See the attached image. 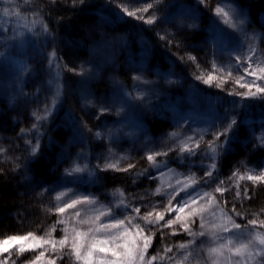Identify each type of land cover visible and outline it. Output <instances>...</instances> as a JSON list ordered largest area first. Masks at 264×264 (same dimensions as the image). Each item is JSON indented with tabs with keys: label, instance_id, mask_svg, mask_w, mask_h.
<instances>
[{
	"label": "trees",
	"instance_id": "trees-1",
	"mask_svg": "<svg viewBox=\"0 0 264 264\" xmlns=\"http://www.w3.org/2000/svg\"><path fill=\"white\" fill-rule=\"evenodd\" d=\"M13 2L18 5L17 11L23 19L17 23L16 16L13 15L12 23H0V27L8 28L7 32H0V52L5 53V56H11V60H5L0 56V148L6 150L0 152L1 240L17 232L21 233L23 228L25 231L31 229L40 233L45 227H49L51 238L58 241L63 238L65 234L63 229L66 226L71 227L82 217L87 218L96 214L90 213L89 209L98 206L87 203L78 204L76 208H68L64 213H59L56 210L57 206L63 202L57 201L56 196L60 192H67V199L74 195L91 193L104 208L109 204L113 207L121 205V201L142 205L140 215L148 211L152 203L158 205L157 210H162L160 202L168 192L180 187L177 181L191 183L189 177H195L196 184H192L188 191H192L201 183L199 179L203 176L201 159L203 158L205 163L208 162L201 149L210 153L206 143L212 138L209 127L218 117L224 115L225 108L233 106V102H238L236 118L240 125L239 137L233 143L232 150L222 160L217 161L219 177L225 181L222 187H228L229 190L225 191L223 196L214 193L215 203L208 205L207 212L214 210L218 212L216 204L230 211L235 202L237 211L242 213V217L235 219L241 224H247V220L255 213H264V184L253 185L248 180L241 181L234 178L229 181L228 179L236 168H239L240 173L243 174L264 162V149L256 151L244 149V144L254 139L253 132L255 136L264 134V102L242 99L238 93L246 92L247 89L240 88L238 84L236 88L229 87L233 78L230 77V70L226 67L228 58L226 54L217 51L219 53L217 59L213 60V36L219 38L218 47L231 48L242 39L237 28L225 23L222 25L220 21L223 20L221 18L217 20L214 14L213 10L218 3H228L229 0H206V5H202L201 10L195 13L199 29L188 38L187 42L196 49L191 53L196 56V61L187 59L184 47H176L175 42L168 44L167 39H161L158 35V33L162 34L161 28L127 16L123 8L135 11L139 7L137 0H87L86 6L78 5L75 8L71 0H58L56 6L44 14L38 12L36 15H33L32 11L35 5L39 4L44 8L50 0H27V2L13 0ZM162 2L170 5L166 10L169 14L178 15L190 12L191 6L198 0H162ZM3 6V0H0V22L8 19L2 15ZM232 6L243 12L245 17L243 27L256 37L257 46L263 50L264 0H232ZM152 11L149 10V13L143 15L147 16ZM137 15L141 13L138 12ZM34 19L43 20L58 37L55 45L58 49L57 56L60 57L58 64L48 63V57L53 50L48 44L35 41L24 43L21 47L19 40L15 42L12 40L13 34L18 35L21 31L26 33L25 22L31 23ZM229 23L237 22L232 21L230 16ZM13 43L17 46L11 47ZM182 56L185 57L184 60H181ZM214 62L220 65L215 70ZM22 66H24L23 71ZM131 67L148 69L149 72L145 73L147 79L163 85V94L152 101L154 111L146 112L138 109L130 114L122 113L120 116L113 111L97 119L93 113L98 111L95 105L100 98H110L113 91L121 87L132 89L134 81L133 73L130 72ZM81 71L83 75L79 74ZM208 75L214 77L211 86L203 83L202 79H197V76L206 79ZM221 75L223 79L218 78ZM18 76L27 95H18ZM165 77L177 83L168 85L164 81ZM58 86L62 91L56 96L53 114L39 129L38 143L44 156L42 160L33 162L30 168L25 170L23 160L15 159L21 155L27 158L26 149L30 147L22 138L21 129H24L29 137L33 136V124L40 115H43L45 103L52 104V97ZM144 87L147 86L142 84L141 88ZM228 92L237 95L230 96ZM192 97L193 99L195 97V103H192ZM86 100H91L92 103L86 105ZM193 105L198 106V123L189 120L191 110H196L192 108ZM34 112H37V115H33ZM69 114L76 120L86 121L88 127L94 131L104 133L106 127H124L131 134L121 136L112 143L113 155L108 152L111 142L107 137L97 139L85 130L87 140L83 145L73 140L72 130L68 126ZM177 114L187 117L180 128L174 125ZM124 116H128L129 122L126 125L113 123L122 120ZM180 130L184 131L187 137H183ZM172 133L178 136H171ZM189 136L200 141L201 149L196 151L201 152V155L191 158L194 163L181 164L177 159L180 155L179 149L182 143H192L188 140ZM201 136L203 140H200ZM221 139L223 140V137ZM35 142L36 140L33 139V143ZM169 148L174 150L169 151L167 157H156V163L160 165L159 169L154 168L147 160L146 154L149 150ZM104 156L108 157L109 162L116 163L121 168L127 167L129 163L134 164L135 167L129 168L128 171L112 169L100 171L95 167L98 163L97 157ZM139 159L142 161L137 163ZM73 163H78L81 167L87 165L86 171L82 173L85 183L75 188H65L61 186L62 183H66L65 169ZM16 164H20V167L17 168ZM89 171H94L95 176L89 178ZM166 175L175 177L166 179ZM237 183L241 189L245 186L250 188V199L235 197ZM42 186H57V191L49 194L43 191ZM207 190L212 191L211 188ZM184 196L185 193L181 192L176 199L179 200ZM200 203L203 204L202 201ZM43 207L51 208L53 212L47 215L41 210ZM77 210L80 211V217L74 215ZM205 216L207 218V214ZM167 218L166 214L165 219ZM104 219L106 217H101V220ZM258 219H264V214ZM58 220H66V224H59ZM77 226L87 228V225ZM192 229L199 231L198 218ZM172 231L171 228L155 230L148 254L151 256L160 253L163 259L158 258L156 264H177V261L182 260L188 251V249L181 250L177 246L181 243L187 244L193 237L182 229L177 228L176 235H171ZM257 231L264 232V229ZM48 234L43 237L36 236L48 238ZM201 241L205 244L207 236L196 238V244L192 246L193 255L184 261V264H197V258L199 264L207 261V258L202 256L204 253L200 254L198 246ZM165 245L173 247V251L167 255L163 251ZM67 246H70V242ZM45 249H48L45 252L46 260L64 251L59 245L55 253L51 251L50 245H44L43 251ZM169 257L174 259L170 260ZM72 259L70 263L68 260L67 263L62 260L59 262L57 259L56 264H76L75 257Z\"/></svg>",
	"mask_w": 264,
	"mask_h": 264
},
{
	"label": "snow or ice",
	"instance_id": "snow-or-ice-1",
	"mask_svg": "<svg viewBox=\"0 0 264 264\" xmlns=\"http://www.w3.org/2000/svg\"><path fill=\"white\" fill-rule=\"evenodd\" d=\"M27 2V0H26ZM87 0H71L73 7L86 6ZM58 0H50V3L41 8L39 4L35 5L32 9L33 15L38 12L44 14L47 10L56 6ZM139 7L135 11L123 8V11L128 17H135L138 20H142L148 25H156L162 29L161 39H167L168 44L175 42L176 47H184L186 49L185 56L187 59L196 61V56L191 53L195 51L188 41V38L195 34L199 29V25L196 23V12L201 10L202 5H206V0H198L195 5L191 6V11L181 13L178 15L169 14L166 10L170 7L169 4L162 2V0H137ZM4 6L2 7L3 17L8 18L0 23L10 24L12 23L11 17L16 16V22L19 23L23 17L20 16L17 11L18 5L14 4L13 0H3ZM229 10L226 11L225 9ZM149 10H153L149 15L144 16L143 13H149ZM214 14L221 18L225 24L230 27L237 28L242 36V39L231 48L226 46H219V38L212 37L213 44V60L217 59V51L221 54H226L229 57V64H231L237 72L243 70V75H238L235 83L242 89H247L246 92L238 93L244 100H260L264 102V66H261L252 59L257 55L256 49L250 42L249 34L243 27L245 17L242 11L237 7L232 6V0L228 3H218L213 10ZM141 15H137V13ZM163 13V15H158ZM232 21L237 23H229V17ZM159 20V24H157ZM27 32H19L18 35L13 34L12 40L15 42L19 40V46H23L24 43L40 41L42 44L46 43L52 47V52L48 57V63L58 64L60 57L57 56L58 49L55 47L58 37L52 29L49 28L47 23L43 20H32L31 23L27 21L24 24ZM7 27H0V32H7ZM179 38V39H178ZM247 44V47H245ZM13 43L11 47H16ZM0 56L5 60H11V56H5V53L0 52ZM234 56V62L232 60ZM185 57L182 56L181 60ZM87 63V62H86ZM255 65V67L253 66ZM65 67H67L65 65ZM220 67L219 64L213 63V69ZM83 68V65L81 66ZM24 70V66L21 67ZM75 71V69H73ZM130 72L133 73L132 79L134 81L132 89L127 90L125 87L116 89L111 94L110 98H100L95 106L98 107V111L93 113L97 119L106 113H112L113 111L117 116L122 113H133L138 109H143L146 112L154 111L152 101L158 99L163 94V85H158L155 81H150L145 75L149 72L148 69L131 67ZM83 75L81 71L79 73ZM231 75V72H229ZM247 76H252V80H247ZM197 79H202L203 83L211 86L214 79L213 75H208L206 79L197 76ZM164 81L168 85H173L177 81L171 80L168 77L164 78ZM147 87L141 88V85ZM18 95H27L24 93L22 81L19 76L17 77ZM61 88L58 86L55 95L52 97V104L47 102L43 108V115H40L39 119L33 124V136L29 137L24 129H21L22 138L29 144L28 157L24 158L23 155L15 157L16 160H23V166L25 170L30 168L33 162L42 160L44 153L40 150L38 143L39 129L43 127V122L52 116L56 107V96L61 94ZM133 93H138L134 95ZM228 95L234 96L237 93L228 92ZM86 105L91 104V100H86ZM237 103L233 102L231 108H225L224 115L218 117L209 127L211 133V139L206 141L209 151L201 149L199 140H196L193 136H189L188 140L191 144H181L179 149L180 155L177 159L181 164L194 163L191 158L201 155L207 159V163L204 159H201L200 167L203 170V176L199 179L201 183L193 188L192 191H188L192 184H196V178L190 176L189 182L177 181L180 185L179 188L173 189L165 195L164 200L160 202L162 210H157L158 205L152 203L149 210L143 215H140L141 206L135 204L123 203L113 207L111 204L107 208L99 205L96 197L91 193H82L70 197L69 200H65L63 204L57 206L59 213H64L68 208H76V205L87 203L90 205L98 206V211L95 215H90L87 218L79 219L76 224L71 227L66 226L64 236L60 240H54L51 238L50 233L48 238H38L33 233L27 235H12L5 239L0 240V264H8L11 259L9 253V245H13L17 242L27 241L28 243H20L18 247V253L23 254L27 250H35V248H43L44 245H50L51 251L55 253L57 251V245L62 250L70 242V256L75 257L76 264H156L158 258L163 259L160 253L155 255H149L148 250L152 246V237L155 234V230H161L163 228L173 229L171 235H176V229H182L185 233L192 236L193 239L187 244L181 243L177 247L181 250L188 249L184 254L183 259L177 261V264H184L189 256L193 255L192 246L196 244L197 237L207 236L212 241V246L206 249L208 260L211 264H264V232L257 231V229H264V219H258V217L264 213H255L253 217L247 220V224H241L236 222L235 217H242V213L237 211L235 202L230 211H226L219 204L215 207L219 211H212L207 213V219L205 213L207 212L208 205L215 203L214 193H220L223 196L225 191H228V187H222L225 185V181L219 177L218 160H222L224 156L232 150L233 143L238 139L240 132V125L236 118ZM247 107V105H244ZM38 111V110H37ZM33 115H37L34 112ZM187 117L177 114V118L174 121V125L180 128ZM128 116H124L122 120L113 122L114 124L126 125L128 123ZM69 128L72 130V138L78 141L82 145L87 140L85 136V130L88 133H92L97 139H103L107 137L110 140L108 146V152L113 153L112 143H115L117 138L121 136H128L131 133L126 131L124 127H106V131H94L88 127V124L83 119L76 120L71 114H69ZM172 136H176V133H172ZM254 139L249 140L244 144L245 151H256L257 149H264V134L255 136L252 133ZM223 137V140L221 139ZM33 139L36 140L33 143ZM203 140V136L200 137ZM194 145V146H193ZM250 145V148H249ZM197 149H201V152H197ZM174 149L169 148L167 150H149L147 152V160L152 164L154 168L159 169L160 165L156 163L157 156H168L169 151ZM6 151L0 148V152ZM186 153L187 155H184ZM98 163L96 168L100 171H106L108 169L116 171H128L129 168L135 167L134 164L129 163L127 167L121 168L116 163L109 162L107 156L97 157ZM102 162H99L101 161ZM19 168L20 164H16ZM87 169V165L83 167L78 163H73L65 169L64 181L61 186L65 188H75L82 183H85V179L81 173H84ZM258 169V170H257ZM215 173V175H214ZM163 174V173H161ZM89 178L95 176L94 171L88 172ZM69 178H71L69 180ZM234 178L239 180H248L253 185L259 183L264 184V162L256 165L253 169L240 173L239 168L232 171L228 177L229 181ZM92 182V181H89ZM215 183V186L213 184ZM236 198L250 199V188L245 186L241 189V186L237 183ZM207 188H211L212 191H208ZM43 191L51 194L57 191V186L43 187ZM159 192V189H157ZM181 192L185 193L181 199H176ZM65 193L60 192L56 196V200L59 201L61 196ZM166 201V203H165ZM175 201V203H173ZM203 202L201 204L200 202ZM227 203V201H223ZM130 208V211H129ZM118 209V210H117ZM231 213V214H230ZM168 218L165 219V215ZM174 214V215H173ZM74 215L80 217V211H75ZM101 217L106 219L101 220ZM199 219V231H193L192 225ZM163 222V223H161ZM59 224H66V220H58ZM87 225V228L78 227ZM176 226V227H174ZM251 226V227H249ZM207 228V231H206ZM55 229H53L54 231ZM231 235H228V234ZM163 238V233H162ZM204 241L200 242L202 247ZM40 251L31 260H28L26 264H56L57 259H62L63 254L56 256L55 258H48L45 260V252ZM165 255L173 251L172 246L165 245L163 249ZM195 258V257H194ZM174 259V257H169ZM15 264V261H13ZM197 264L199 260L197 258Z\"/></svg>",
	"mask_w": 264,
	"mask_h": 264
},
{
	"label": "rangeland",
	"instance_id": "rangeland-1",
	"mask_svg": "<svg viewBox=\"0 0 264 264\" xmlns=\"http://www.w3.org/2000/svg\"><path fill=\"white\" fill-rule=\"evenodd\" d=\"M225 10L228 11L229 9L226 8ZM218 19H219V17H217V20ZM220 23L222 25H225L224 22H222V21H220ZM215 26L217 27V24ZM216 34L220 36V33L217 32V31H216ZM248 34H249L250 42L254 46V48L256 49V53H257V55L253 56L252 59L254 61H256L258 64H260L261 66H264V49L261 50V48H259L257 46L258 45V42H256V37L253 34H251L249 32H248ZM245 47H247V44H245ZM218 54L219 53H217V55ZM220 56L222 57L221 54H220ZM232 60L234 62V56H233ZM226 63H227V66L226 67H228L229 70H230V72L232 74H234V75H230V77L233 78V80L228 79V80L232 81V82H230L229 87L236 88L238 86L235 83V80H236V78H237L238 75H243V70H240L239 72H237L236 69L231 64H229V57L226 59ZM253 66L255 67V65H253ZM218 78L223 79V76L221 75ZM246 79L247 80H252L253 77L252 76H247ZM191 101H192V103H195V97H194V99L192 97ZM207 101H209V100H207ZM192 108H194L196 110H191V114H190L189 120H190V122L198 123V119H199L198 112H197L198 106H196V105L194 106L193 105ZM180 132L182 133V136L183 137H187V134H185L184 131L180 130ZM176 136H178V135H176ZM141 161L142 160L139 159V160H137V163L138 162H141ZM81 175L84 177V174L81 173ZM166 176H167L166 179H169L168 177H175V176H172V175H166ZM171 180L174 181L173 179H171ZM64 193L65 194L63 196H61V198H60V201H62V202H64L65 200H69V199H67V196H66V195H68L67 192H64ZM41 210L43 212H46L47 215H50L51 212H53V210H51V208H46V207L45 208L44 207L41 208ZM97 211H98V207L90 208L89 209V212L90 213H94L95 214V213H97ZM207 213L208 212H206L205 214H207ZM206 231H207V228H206ZM49 232H50L49 227H45L44 228V231L43 232H40V233L35 232V231L31 230V229H28V230L25 231V228H23V229H21V233L17 232L15 235H27L28 233H33L34 235H38L40 237H43L44 235L48 234ZM228 235H231V234H228ZM0 240H1V238H0ZM20 243H28V242L27 241L17 242V243H15L13 245H9V253L6 254V255H10L11 256V259L8 261V264H13V261H15V264H26V262L28 260H31L40 251H43V248H35V250H27L25 252L24 256H22V254H19L18 251H17ZM210 246H212V241L207 237V242L204 244V246H202V247L199 248L200 254L201 253H204V254H202V256H204L205 259L207 258V261L205 260V263L202 262V264H211V262L208 260L207 251H206V249L208 247H210ZM62 250H64V251L62 253L58 254V255L63 254V258L62 259H59V262L62 260L64 263H67V260H68V263H70L71 262L70 260H73L72 258H74L73 256H70V253H69L70 252V246H67L65 249H62ZM58 255L55 254L54 257H52V258H55Z\"/></svg>",
	"mask_w": 264,
	"mask_h": 264
}]
</instances>
